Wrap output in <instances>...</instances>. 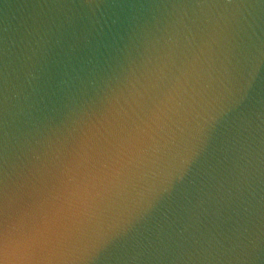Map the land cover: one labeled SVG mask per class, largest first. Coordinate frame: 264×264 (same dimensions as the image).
<instances>
[{"label": "clouds", "instance_id": "obj_1", "mask_svg": "<svg viewBox=\"0 0 264 264\" xmlns=\"http://www.w3.org/2000/svg\"><path fill=\"white\" fill-rule=\"evenodd\" d=\"M0 264H264V0H0Z\"/></svg>", "mask_w": 264, "mask_h": 264}]
</instances>
